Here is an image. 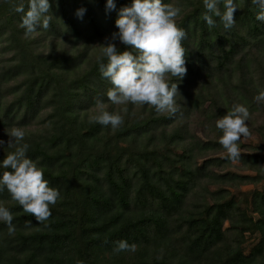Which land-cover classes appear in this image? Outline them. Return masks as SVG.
Returning a JSON list of instances; mask_svg holds the SVG:
<instances>
[{"label": "trees", "instance_id": "obj_1", "mask_svg": "<svg viewBox=\"0 0 264 264\" xmlns=\"http://www.w3.org/2000/svg\"><path fill=\"white\" fill-rule=\"evenodd\" d=\"M21 2L26 11L28 0H0V37L7 35L11 41L10 47L15 52L11 59L13 68L23 75L20 95L13 103H3L0 88V132L5 136V144L0 147V160L13 150L7 147V133L13 127H21L16 122L17 115L24 113L23 120L26 121L47 110L42 130L25 135V142L29 144L27 155L42 168L49 186L58 189L61 198L55 205H50L52 214L45 227V223L38 224L33 215L24 212L6 189L0 192V204L9 208L15 225V231L9 234L6 224L0 222V264H172V256L161 259V248L168 246L169 250H175L180 243L173 242L171 223L164 211L169 215L180 210V215H184L182 209L186 206L187 197L184 185L202 183L201 180L205 179L208 187H231L237 183L259 182L261 172L255 177L222 175L220 170L212 168L223 164L217 158L206 160L205 164L197 166V170L195 168L196 171L190 168L192 173L176 175L162 168L159 172L151 169L153 172L142 173L140 180L144 185L136 191L139 198L148 191L155 201L153 205L142 207L139 203L135 204L134 186L130 185L126 168L121 169L122 162H110V168L106 165V158L110 155L108 127L89 123L86 114L96 107L97 99L104 105L110 102L106 92L112 85L99 71V63H107V59L101 57V51H98L92 66L82 69L93 39L111 38L118 31L115 25L118 11L130 5L131 0H114L116 7L113 10H106V0H49L48 25L57 31L53 14L62 11L60 16L70 30L68 37L74 39L72 49L77 48L78 53L62 51L58 56L49 54L46 57L31 51L29 44L23 41L26 34L21 27L22 13L15 11L16 5ZM163 2L181 7L176 23L186 32L181 41L185 49L186 73L181 79L182 84L175 81L178 114L186 112L190 117L196 107L209 102L211 107L205 120L213 121L210 122L214 125L212 132L220 139L222 133L215 127V121L225 115L234 103L248 107L252 101H246V95L257 92L261 83L254 80L251 65L253 62L264 74V21L256 19L257 7L250 0H237L239 8L233 16L236 23L227 30L218 17H213L216 23L209 28L202 19L205 11L203 0ZM220 7L223 10L222 5ZM80 8L85 9L82 18L76 15V10ZM114 43L119 51L128 49L122 43ZM205 72H208L206 77L202 75ZM192 90L197 92L195 97L190 95ZM218 92H224L225 103L222 102V95L220 98L216 95ZM149 106L144 104L145 112ZM253 110L249 108L250 116ZM152 117L145 120H153ZM171 117L162 119L170 120ZM138 121L140 125L120 135L131 137L129 142L133 147L142 140H147V147L163 142L169 146L167 151L170 153L171 147L191 141L196 152L193 159L197 160L208 151L215 155L226 151L216 138L213 142L218 143L208 144L185 137L190 133L185 128L169 132L167 127L172 125L173 120L165 124L162 140L158 138L159 129L153 127L155 121L149 125L146 122L142 124L141 118ZM27 126L23 122L24 130ZM123 151L126 152V149ZM185 151L182 157L174 158L176 164L189 158L188 147ZM154 156L161 160L156 153ZM6 170L0 169V172ZM202 172L204 175L200 179ZM255 201L261 219L255 223L251 220V223L261 239L249 255L227 243L220 229L221 221L212 217L214 212L216 216L223 215L222 205L204 211L205 219V216L201 217L204 212L186 216L183 225H188V239L183 244L196 259L190 263L264 264V192L257 194ZM183 225L181 223L179 229L182 230ZM152 231L155 232L153 236ZM119 240L134 243L136 248L148 243V247L144 253L138 249L114 252L115 242ZM224 240V249L212 252Z\"/></svg>", "mask_w": 264, "mask_h": 264}, {"label": "clouds", "instance_id": "obj_2", "mask_svg": "<svg viewBox=\"0 0 264 264\" xmlns=\"http://www.w3.org/2000/svg\"><path fill=\"white\" fill-rule=\"evenodd\" d=\"M257 7L256 19L264 21V0H250ZM223 10H221V6ZM205 11L202 19L209 28L213 27L218 17L224 29H230L236 23L234 11L238 9L237 0H203ZM114 0H106V10L115 9ZM49 0H28L27 10L23 2L15 7L22 13L21 27L25 34L38 28L48 27ZM85 9L76 10L78 18H82ZM181 7L163 0H131L130 5L118 11L115 25L118 31L112 34V41L119 40L128 46L119 51L114 42H108L101 48V57L107 63H99L102 77L109 80L112 87L106 92L108 100L114 105H152L155 110L174 114L178 110L175 96L178 92L176 82L169 83V77L181 80L185 73V49L181 41L186 32L176 23L181 14ZM100 60V57H98ZM257 103L264 102V90L254 96ZM96 113L88 116L89 123L110 126L112 129L123 123L120 112H109L104 102L96 100ZM122 108L121 112H126ZM250 118L249 108L242 103H234L227 113L215 121L220 130L219 143L227 152V159L240 157L239 141L249 135L247 121ZM7 147L13 149L0 160V192L5 189L11 199L16 201L24 212L33 215L38 224L45 223L51 216L50 205H55L61 198L60 191L50 187L44 173L33 159L28 157L29 144L25 142V131L21 127H13L7 133ZM5 144L0 140V147ZM0 222L6 224L9 234L15 231L13 215L9 208L0 204ZM31 224V221H27ZM136 245L126 240L115 242L114 252L135 251Z\"/></svg>", "mask_w": 264, "mask_h": 264}, {"label": "rangeland", "instance_id": "obj_3", "mask_svg": "<svg viewBox=\"0 0 264 264\" xmlns=\"http://www.w3.org/2000/svg\"><path fill=\"white\" fill-rule=\"evenodd\" d=\"M56 9L58 8L56 7ZM61 13L62 11H59V14L57 11L56 14H53L58 26L57 31L48 25L46 29L38 28L36 31L29 33L23 38V41L29 44L31 51H35L36 54H40L44 57L48 56L49 54L58 56V54L62 51H69L70 54L78 53L77 48L72 49L74 39H70L71 37H68L70 36V30L67 28L66 24L61 18ZM110 41L113 42L112 37L108 38L105 36L103 39L94 38L93 42L90 44L88 55L85 58L86 64L83 65L82 69L89 65L92 66V61L95 59L97 52L101 50L103 45ZM114 42L117 44L120 43L118 39ZM10 45L11 41L7 39V35L0 37V88L2 91L1 95L3 96L4 104H11V102L13 103L18 98L20 95L19 90H21V83L23 80V75L18 72V69L13 68L14 62H12L11 59L13 58L15 52L10 47ZM251 72L254 75V80H256L257 83H261L256 90L257 92H250L245 97L246 101H252L250 104H248V107L254 108V110L247 121L249 135L247 137H241V140L238 142L240 149V157L238 159H227L226 151H223L217 155L208 151L197 160V158L193 159V156L196 154V152L192 149L191 141H189L190 144L188 142H182L179 146L171 147V151L169 153L167 151L169 146L163 142H157L155 145L147 147V140H142L139 141L138 145L133 147L132 142H129L131 137L124 138L120 136L126 134V131L129 128L133 130L136 125H140L138 120L141 118L143 120V122H141L142 124L146 122V124L149 125L151 122L155 121L153 127L159 129L157 131L159 132L158 138L162 140V132L165 124H167L170 120H173L172 125L167 127L169 132L179 128H185L188 130V132H190L189 134H186L185 137L194 138L195 140H199L208 144L218 143L216 141L213 142L215 138L216 140L219 139L218 137H215L214 133L212 132V127L214 128V125L210 124L212 120L210 122L205 120L211 107L209 102H205L204 104L196 107L197 109L190 117L185 114L186 112H180V114H178V110L174 114L167 112L158 113L152 105L149 106L147 112H145L144 105H133L131 103L127 105H114L111 102L104 105L105 110L109 112H120V114L123 116V123L119 127L112 129L110 126H107L109 130L107 136L108 139L110 138L108 143V151L110 152V155L106 158L108 160L106 165L108 168H110V162H116V160H120L122 162L123 165L121 166V169L126 168L128 177L130 179V185L134 186V203H139L141 207L142 205H153L152 203L155 201L154 196L148 191H145L140 198L136 191L139 190L142 185H144V183H141L140 180L142 173L147 174L150 171L153 172L154 169H157V172H159L158 170L162 168L165 172H173L176 175L184 172L192 173L190 168L193 171L195 168L197 170V166H202L205 164L206 160L217 158L222 160L223 164H219V167L213 166L212 168L220 170V174L222 175L229 174L235 176L255 177L259 174V172H261L260 181L256 182V180H254L256 183H237L231 187H208L205 183V179H202V183L189 182V184L187 183V185H184V194H187L185 200L186 206L184 209H182V211H184V215H180V210L177 212L172 211V213H169V215H167L166 211H164L165 217H167L171 223L170 232L172 234V240L174 243L179 242L180 244L175 250H169L168 246H162V260L165 257L169 258L172 256V264H187V262L191 264L190 261H196L195 257L190 254L188 247L183 244V242L188 239V235L186 234L188 225H183L185 223L183 219L191 213L201 215L210 207L217 205H222L224 207V213L222 216H216L217 213L214 212L212 217H217L221 221L222 225L220 229H222L223 233L225 234L224 237H226L227 243H230L236 249H240L245 255H249L260 242L261 235L256 231L254 224L251 223V220L255 223L261 219V213L258 209V206L256 205L257 203L255 199L257 194L264 192V102L257 103L254 100V96L257 95L258 91L264 90V74L262 69L255 67L253 62L251 65ZM207 74L208 72H205L202 75L206 77ZM203 80L205 79L203 78ZM175 81H177L175 78H169V83ZM182 81L183 80H179L177 82L182 84ZM196 93L197 92L192 90L190 95L195 97ZM223 93L224 92H218L216 95L219 96V98L221 95L224 97L225 95H223ZM222 100V102H226L225 97ZM125 107L127 108V111L121 112V109ZM96 111L97 109L94 107L88 110L86 114L89 116L90 114L96 113ZM47 112V110L43 111L39 115L40 117L38 116L35 119L26 121L23 120L24 113H22L23 115H17L16 122L18 125H21V128H23V122L27 123L29 127H26L24 130L25 133L39 132L42 130V123L46 119V115L48 114ZM152 115H154V117H152ZM169 115H172L170 120H163V117H167ZM180 115L182 116L179 118ZM146 116L152 117L153 120H145V118H147ZM175 117H178L179 119L174 120L173 118ZM182 133L184 135L185 131ZM3 134L4 133L0 132V140L5 141V136ZM118 138H120V140H118ZM187 147L189 151V158L179 164H176V160H174V158L178 159L179 157H182L187 152L185 151V149L187 150ZM123 149H126V152H124ZM155 153L161 160L156 159L154 156ZM137 159L139 160L138 162L136 161ZM156 160L158 161L156 162ZM247 161H249V163ZM203 175L204 173L202 172L200 174V179ZM223 190H225L224 193L222 192ZM205 214L206 212H204L201 217H204ZM205 218L206 216L203 219ZM181 223L184 226L182 230L179 229V225ZM154 234L155 232L152 231L151 235L153 236ZM224 244L225 240L222 244L216 245L212 252H220L221 249H224ZM147 247L148 243H144L143 246L135 248V250L138 249L142 251L141 253H144ZM152 258L154 259V255ZM207 264L210 263L207 262Z\"/></svg>", "mask_w": 264, "mask_h": 264}]
</instances>
